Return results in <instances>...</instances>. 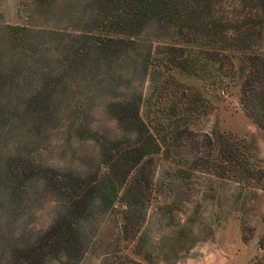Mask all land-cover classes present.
<instances>
[{
	"label": "trees",
	"instance_id": "1",
	"mask_svg": "<svg viewBox=\"0 0 264 264\" xmlns=\"http://www.w3.org/2000/svg\"><path fill=\"white\" fill-rule=\"evenodd\" d=\"M24 6L31 22L51 18L64 26L0 21V264H87L91 255L98 264H145L124 255L122 241L176 256V244L196 241L190 204L212 203L222 183L264 189V167L242 138L217 128L187 139L168 131L161 140L172 141L162 150L139 113L138 90L113 96L129 68L145 78L156 59L152 46L141 51L143 32L173 33L176 48L164 52V63L196 73L188 55L195 46L220 74L222 89L239 75L241 108L264 134V0H26ZM84 92L108 99L123 138L99 141L93 172L39 162L47 133L71 106L81 107L72 102ZM160 152L173 154L176 168L154 176L152 156ZM153 198L164 201L156 220L177 221L159 238L148 223ZM38 210L48 214L45 227L30 225Z\"/></svg>",
	"mask_w": 264,
	"mask_h": 264
},
{
	"label": "rangeland",
	"instance_id": "2",
	"mask_svg": "<svg viewBox=\"0 0 264 264\" xmlns=\"http://www.w3.org/2000/svg\"><path fill=\"white\" fill-rule=\"evenodd\" d=\"M25 2L0 0V21L12 25L29 24L31 21ZM31 24L40 27L64 26L51 18ZM172 36L173 33L156 36L151 29L143 32L141 51L147 53L152 46L151 56L156 59L151 60L145 78L139 70L129 68L130 75L122 80V87L113 96L121 98L127 92L130 94L127 88L138 90L141 95L139 113L149 130L160 140L162 150L164 144L172 141L167 138L163 143L161 140L168 135V131L171 135L182 133V138L187 139L189 135L217 128L242 138L264 167V134L241 108L238 99L239 75L236 74L226 90L222 89L220 74L212 63L205 60L203 51L195 46L189 47L188 55L196 59V73L164 63V52L176 48L173 45L176 38ZM80 96L72 103L81 107L71 106L58 126L47 133L36 158L43 164L84 174L98 169L99 141L123 138V134L114 115L106 108L108 99L97 98L87 92ZM129 138H133L132 135ZM152 158L156 165L154 176L176 168L174 162L177 158L173 154L165 157L160 152ZM103 170L101 168L99 172ZM158 195L153 193V196ZM159 204H164V201L153 198L148 209V223L153 225L152 236L156 238L163 235L172 223H177L175 220H156L153 215ZM193 204H190L189 210L197 211L193 215L196 241L187 245L176 244L173 248L178 250V255L164 258L157 251L136 248V241H122L123 254L145 264H264V248L259 245L264 235V189L222 183L212 203H202V206ZM48 222L47 212L38 210L30 225L45 227ZM165 248V251L170 250L169 254L173 252L171 246ZM97 262L96 255H91L87 264Z\"/></svg>",
	"mask_w": 264,
	"mask_h": 264
}]
</instances>
